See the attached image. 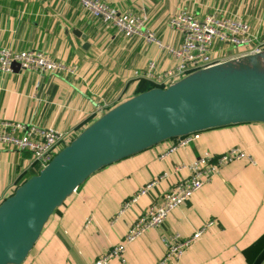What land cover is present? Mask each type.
<instances>
[{
	"label": "crops",
	"instance_id": "1",
	"mask_svg": "<svg viewBox=\"0 0 264 264\" xmlns=\"http://www.w3.org/2000/svg\"><path fill=\"white\" fill-rule=\"evenodd\" d=\"M102 1L119 12L143 15L141 34L125 37L102 25L78 0H0V48L37 50L76 68L73 74L0 72V121L36 124L74 137L97 117V106L109 102L112 106L137 93L138 83L148 81L141 72L149 60L156 61L158 70L176 64L177 59L147 41L144 32L154 33L163 45L177 47L181 35L169 19L180 10L199 19L213 10L234 15L249 24L255 40L233 52L264 48V0ZM173 142L163 141L91 174L53 213L21 264H91L123 242L135 218L185 176L174 171V164L193 161L203 151L221 153L232 146L242 148L254 163L240 159L222 166L170 211L161 225L126 243L123 257L125 264H157L166 250L164 237L176 232L188 237L214 218L215 223L168 264H250L262 248L253 252L251 245L264 233V123L201 131L196 142L160 158ZM38 170L28 152L0 145V202ZM163 172L165 178L112 219L125 200ZM109 264L120 261L113 258Z\"/></svg>",
	"mask_w": 264,
	"mask_h": 264
},
{
	"label": "water",
	"instance_id": "2",
	"mask_svg": "<svg viewBox=\"0 0 264 264\" xmlns=\"http://www.w3.org/2000/svg\"><path fill=\"white\" fill-rule=\"evenodd\" d=\"M264 48L139 91L95 117L0 202V264H21L64 201L93 173L163 141L264 123ZM12 70L19 64L11 63ZM264 245L250 264H263Z\"/></svg>",
	"mask_w": 264,
	"mask_h": 264
},
{
	"label": "built area",
	"instance_id": "3",
	"mask_svg": "<svg viewBox=\"0 0 264 264\" xmlns=\"http://www.w3.org/2000/svg\"><path fill=\"white\" fill-rule=\"evenodd\" d=\"M78 2L102 25L115 28L118 33L125 37L141 34V30L144 28L145 18L143 15L119 12L102 0H78ZM169 25L179 31L181 35V42L177 47L163 45L155 38L154 33L147 30L144 32V38L147 41L155 43L160 50H165L177 59L173 67L164 70H158L155 60L147 62L146 67L141 72V77L159 87H166L193 70L219 62L231 53V56L238 55L237 52L233 51H238L240 47L248 48L255 40V37L249 32V24L246 21L234 15H221L216 10L205 14L201 19L193 13L180 10L169 19ZM260 49L259 46H253L247 52H257ZM12 62L18 63L21 70L39 73L46 71L48 73L66 72L73 74L76 69L73 66H66L37 50L12 51L8 48H0V72H10ZM110 106V102L97 106V116ZM198 136L199 132H193L174 138L172 145L160 154V158L172 154L179 147L196 142ZM72 138L68 132L54 128L0 121V145L28 152L34 163L40 167L39 169L44 167ZM240 159L254 163L251 156L242 148L232 146L221 153L203 151L193 161L174 164V171L184 172L185 176L176 181L161 195L158 201L149 204L135 218L128 226L123 236V242L108 248L91 264H109L113 258H117L120 264H125L123 253L126 243L133 241L149 228L161 225L170 211L177 208L196 190L209 182L214 175L218 174L222 166ZM165 177L166 172H163L139 188L135 194L122 203L121 208L112 219L115 220L125 208L135 202L155 182ZM215 221L214 218L206 220L188 237H182L177 232L164 237L166 250L157 264H168L179 259L185 249L199 239Z\"/></svg>",
	"mask_w": 264,
	"mask_h": 264
},
{
	"label": "trees",
	"instance_id": "4",
	"mask_svg": "<svg viewBox=\"0 0 264 264\" xmlns=\"http://www.w3.org/2000/svg\"><path fill=\"white\" fill-rule=\"evenodd\" d=\"M156 86L155 84L151 83V82H148V81H140L136 87V90L135 92H138V91H143V90H147L151 87H154ZM59 209V208H58ZM56 209V210H58ZM264 244V233L263 235H261L252 245L251 247H253V252H256L258 251Z\"/></svg>",
	"mask_w": 264,
	"mask_h": 264
},
{
	"label": "bare ground",
	"instance_id": "5",
	"mask_svg": "<svg viewBox=\"0 0 264 264\" xmlns=\"http://www.w3.org/2000/svg\"><path fill=\"white\" fill-rule=\"evenodd\" d=\"M258 66H264V56L261 57L259 61L256 62Z\"/></svg>",
	"mask_w": 264,
	"mask_h": 264
},
{
	"label": "rangeland",
	"instance_id": "6",
	"mask_svg": "<svg viewBox=\"0 0 264 264\" xmlns=\"http://www.w3.org/2000/svg\"><path fill=\"white\" fill-rule=\"evenodd\" d=\"M232 54V53H231ZM234 55V54H233ZM229 57H231V55H227L225 58H223V59H227V58H229ZM222 59V60H223ZM40 167H38V169H39Z\"/></svg>",
	"mask_w": 264,
	"mask_h": 264
}]
</instances>
